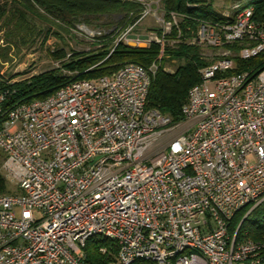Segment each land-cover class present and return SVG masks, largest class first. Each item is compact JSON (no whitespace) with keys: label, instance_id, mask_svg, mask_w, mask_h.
<instances>
[{"label":"built area","instance_id":"1","mask_svg":"<svg viewBox=\"0 0 264 264\" xmlns=\"http://www.w3.org/2000/svg\"><path fill=\"white\" fill-rule=\"evenodd\" d=\"M120 1L143 6L120 35L128 43L152 10ZM240 5L232 21L199 24L195 43L214 59L178 123L147 108L155 64L8 108L0 91L1 169L20 192L0 193V264H87L95 237L115 248V264L259 263L264 242L237 243L241 224L229 233L239 210L264 201V66L232 72L264 53V26ZM175 17H163L161 37L134 42L163 47Z\"/></svg>","mask_w":264,"mask_h":264},{"label":"trees","instance_id":"2","mask_svg":"<svg viewBox=\"0 0 264 264\" xmlns=\"http://www.w3.org/2000/svg\"><path fill=\"white\" fill-rule=\"evenodd\" d=\"M2 1L0 4V25L7 14L6 6L10 4L12 10L22 18L29 14L48 24V32L57 29L62 33L69 34L80 23L89 24L92 19L120 16V21L113 27L115 32L109 31L107 34L102 31L98 32V34L105 33L106 35L100 38L104 45L97 54L87 56L84 53H71L67 56L68 54L59 49L50 53L53 60L59 62L67 57V61H61L58 68L19 81L10 82L0 78V91L8 92L4 108L45 99L73 81L93 80L109 76L125 64H136L143 68H149L155 64L157 71L150 83L147 108L170 117L173 123H178L182 120L181 110L186 103L187 93L192 86L199 83V70L206 65L200 60L197 48L181 44L177 49H170L166 46L167 41L176 39L184 41L186 38H193L201 22L232 21L237 11L218 14L212 8L215 1L230 7L249 1L253 8L252 19L264 26V0H161L165 22H171V14H174L179 18L178 24L173 25L170 33L165 36L166 42L163 47L155 42H150L145 48H131L127 46V42L120 39L119 35L139 20L143 10L141 4L120 0ZM119 25L120 28H117ZM54 34L59 35L57 32ZM156 35L161 37L162 30L158 31ZM174 60L180 61L177 68L170 70L165 67L166 62ZM235 64L236 70L232 71L233 73L260 69L264 66V53L248 60H236ZM1 164L0 193H5L7 181ZM248 210L249 207H245L234 215L229 227L231 235L236 231ZM244 239L264 242V201L245 216L239 226L236 242H241ZM99 246H107L109 253L99 254ZM115 253V248L103 239L93 238L86 243L87 264H115ZM259 259L258 264H264V247Z\"/></svg>","mask_w":264,"mask_h":264},{"label":"rangeland","instance_id":"3","mask_svg":"<svg viewBox=\"0 0 264 264\" xmlns=\"http://www.w3.org/2000/svg\"><path fill=\"white\" fill-rule=\"evenodd\" d=\"M146 1L150 5L152 13L143 17L133 28L130 39L135 38L141 41V38H147L150 35L155 36L158 31L163 30L161 20L164 17V12L161 0ZM2 2L0 0V4ZM248 5H250L249 1L241 2L240 7L243 8ZM6 8L7 14L0 25V78L10 82L23 80L24 78L58 68L57 66H60L61 61H67V57L63 60L61 59L60 62L53 60L50 53L55 50L62 49L68 54L67 56L71 53H84L87 56L97 54L104 45L100 38L109 31L115 32L113 27L120 21V16L92 19L89 24L80 23L69 34H65L57 29L48 32V24L29 14L22 18L21 15L12 10L10 4ZM212 8L221 15L232 11L230 6H225L217 1L213 3ZM178 21L179 18L175 17L176 24H178ZM198 27L193 38H186L184 41L183 39L168 40L166 46L170 49H177L181 44L193 46L198 49L200 60L207 66L213 62L214 50L207 42V44H202L201 46L196 45L195 38L199 30ZM117 28H120V25ZM100 31L106 34H98ZM55 32L59 35H55ZM179 64L180 61L178 60L168 61L165 63V67L174 70ZM2 160L3 156L0 152V164ZM6 189L5 194L20 193L14 184L7 183ZM94 239L99 240L102 238L95 237Z\"/></svg>","mask_w":264,"mask_h":264},{"label":"water","instance_id":"4","mask_svg":"<svg viewBox=\"0 0 264 264\" xmlns=\"http://www.w3.org/2000/svg\"><path fill=\"white\" fill-rule=\"evenodd\" d=\"M127 46L131 47V48H145L147 45L145 43H143V42L136 43L134 41H130V42L127 43ZM242 222H243V220L241 221V223Z\"/></svg>","mask_w":264,"mask_h":264}]
</instances>
